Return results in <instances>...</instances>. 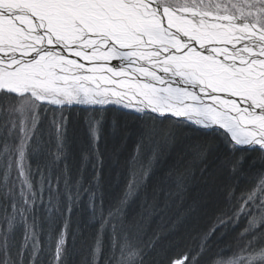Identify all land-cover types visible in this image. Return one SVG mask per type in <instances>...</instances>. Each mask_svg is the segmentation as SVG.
Masks as SVG:
<instances>
[{
  "label": "snow or ice",
  "instance_id": "6c2138e0",
  "mask_svg": "<svg viewBox=\"0 0 264 264\" xmlns=\"http://www.w3.org/2000/svg\"><path fill=\"white\" fill-rule=\"evenodd\" d=\"M0 264H264V0H0Z\"/></svg>",
  "mask_w": 264,
  "mask_h": 264
},
{
  "label": "trees",
  "instance_id": "16d2710c",
  "mask_svg": "<svg viewBox=\"0 0 264 264\" xmlns=\"http://www.w3.org/2000/svg\"><path fill=\"white\" fill-rule=\"evenodd\" d=\"M80 117L73 115V120L72 123L69 125V151H70V156H69V163H73V155L76 154V141L79 138L83 137L84 133V125L80 121ZM123 157H120V160L122 161ZM171 161L164 162L163 160L159 165L155 167V172L159 174L160 172L163 171L164 168L168 166V163ZM76 164L79 163L78 158L75 161ZM117 173H120L119 177L117 176ZM126 172H124L122 168V163H117L115 157L112 156H106V162H105V168H104V176H105V185H106V190H110L113 195L117 194L121 188L124 186L125 179H126ZM152 179H155L153 177ZM152 183V180H149V184ZM108 185H111V188H108ZM191 189V194L196 195L197 192L200 190L199 185L197 183H193L190 185ZM140 198H133L130 200L126 212L128 214V217L131 218L138 214L141 211L140 208ZM87 221H88V216L87 212L83 213L82 215H77L74 214L73 216V223L74 227L76 223L78 222L80 224V227L82 229H85L87 231ZM155 227V225H153ZM78 249L81 248V246L78 244Z\"/></svg>",
  "mask_w": 264,
  "mask_h": 264
}]
</instances>
